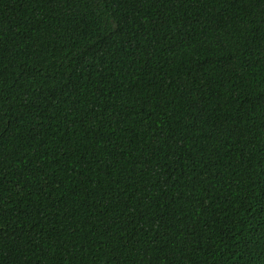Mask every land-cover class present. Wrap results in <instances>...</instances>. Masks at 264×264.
<instances>
[{
    "label": "trees",
    "instance_id": "trees-1",
    "mask_svg": "<svg viewBox=\"0 0 264 264\" xmlns=\"http://www.w3.org/2000/svg\"><path fill=\"white\" fill-rule=\"evenodd\" d=\"M0 264H264V0H0Z\"/></svg>",
    "mask_w": 264,
    "mask_h": 264
}]
</instances>
